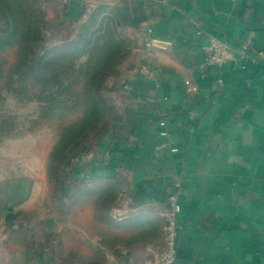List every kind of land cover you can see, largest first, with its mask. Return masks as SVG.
Here are the masks:
<instances>
[{
    "label": "crops",
    "instance_id": "crops-1",
    "mask_svg": "<svg viewBox=\"0 0 264 264\" xmlns=\"http://www.w3.org/2000/svg\"><path fill=\"white\" fill-rule=\"evenodd\" d=\"M51 1L67 18L110 4L129 39L118 113L82 171L114 195L103 216L75 205L33 220L14 208L35 201L22 181L0 177V263L149 264L172 196L182 264H264V59L239 55L243 41L264 51V0ZM210 38L231 59L201 68Z\"/></svg>",
    "mask_w": 264,
    "mask_h": 264
},
{
    "label": "rangeland",
    "instance_id": "rangeland-1",
    "mask_svg": "<svg viewBox=\"0 0 264 264\" xmlns=\"http://www.w3.org/2000/svg\"><path fill=\"white\" fill-rule=\"evenodd\" d=\"M38 2L45 19L42 30L47 45L74 37L98 5L104 14L114 13L110 4L103 3L93 7L84 18L82 15L67 18L63 8L51 0ZM18 57L16 47L0 52V62L5 65L4 76L0 78V177L3 176V182L21 180L25 196L35 201L33 206H14L16 212L22 218L30 216L33 220L41 214L53 213L62 220L78 205L77 214L86 208L92 215H105L114 195L113 180L87 176L82 171L95 162L91 152H95L113 127L118 113L117 94L112 91L113 79L119 73L103 86L108 107L103 118L88 125L83 123L91 118L93 110L65 91L59 92V88H52L44 95H51L61 106L48 104L44 107L45 101L39 100L43 94L41 84L31 77L23 79L26 76L13 74ZM66 67V76H69L71 73ZM78 90L82 91L80 87ZM43 171L44 177L40 180Z\"/></svg>",
    "mask_w": 264,
    "mask_h": 264
},
{
    "label": "trees",
    "instance_id": "trees-1",
    "mask_svg": "<svg viewBox=\"0 0 264 264\" xmlns=\"http://www.w3.org/2000/svg\"><path fill=\"white\" fill-rule=\"evenodd\" d=\"M100 9V5L93 9L74 37L47 45L38 0H0V52L16 47L19 56L13 74L26 76L23 79L31 77L41 84L43 94L39 100L45 101L44 107L61 106L51 95H44L52 88L88 104L93 110L91 118L81 122L88 125L103 118L108 108L103 86L119 73L129 54V39L118 25L117 14H104ZM4 73L5 65L0 62V78Z\"/></svg>",
    "mask_w": 264,
    "mask_h": 264
},
{
    "label": "built area",
    "instance_id": "built-area-1",
    "mask_svg": "<svg viewBox=\"0 0 264 264\" xmlns=\"http://www.w3.org/2000/svg\"><path fill=\"white\" fill-rule=\"evenodd\" d=\"M152 46L156 45L154 39L150 40ZM204 57L200 63L201 68L208 66H220L223 65L227 60L231 59L230 50L228 47L214 39L210 38L207 40L204 45ZM250 44L248 41H243L240 45L239 55L243 60H250L256 62L259 59H264V51H257L252 53L250 50ZM221 78L218 79V82H221ZM187 91H197L198 87L196 84L191 83L186 80L184 82ZM160 125L163 126L164 122L161 121ZM160 135H166V131L162 129ZM171 210L167 215L166 221L162 227L163 234L165 237V246L156 252L149 264H182L177 257V248H176V232H177V221L176 214L180 210L179 204L175 201L174 197H169ZM2 264V263H0Z\"/></svg>",
    "mask_w": 264,
    "mask_h": 264
}]
</instances>
